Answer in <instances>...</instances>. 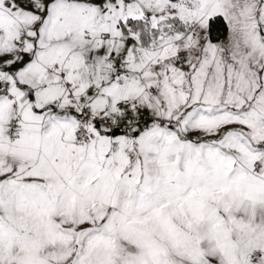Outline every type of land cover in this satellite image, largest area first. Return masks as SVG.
<instances>
[{
    "label": "snow or ice",
    "instance_id": "obj_1",
    "mask_svg": "<svg viewBox=\"0 0 264 264\" xmlns=\"http://www.w3.org/2000/svg\"><path fill=\"white\" fill-rule=\"evenodd\" d=\"M0 264H264V0H0Z\"/></svg>",
    "mask_w": 264,
    "mask_h": 264
}]
</instances>
